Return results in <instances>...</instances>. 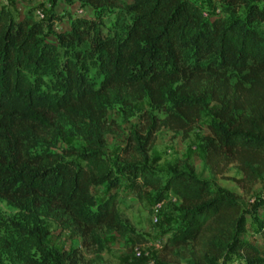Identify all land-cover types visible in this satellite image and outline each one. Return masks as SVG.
<instances>
[{
  "label": "trees",
  "instance_id": "obj_1",
  "mask_svg": "<svg viewBox=\"0 0 264 264\" xmlns=\"http://www.w3.org/2000/svg\"><path fill=\"white\" fill-rule=\"evenodd\" d=\"M64 1L95 9L114 5ZM198 1L132 0L131 22L114 36L77 19L56 35L72 48L63 60L43 40V22L0 10V198L29 209L42 203L81 241L70 251H48V232L33 217L26 233L40 258L25 256L21 264H81V248L100 243L99 230L129 232L117 209L124 185L138 198L148 188L156 202L179 200L182 225L166 246L187 249L186 264H264L247 240V213L233 193L211 189L190 169L161 172L148 163L161 128L186 139L216 104L208 134L200 138L205 164L216 173L234 165L240 177H226L246 193L264 175V0H220L228 20L205 18ZM238 8L243 10L237 14ZM85 43L102 75L97 87L85 75L80 52H73ZM41 68L53 73L59 96L41 94L27 80V73ZM143 100L150 107L137 114L138 129L124 149L142 153L143 160L111 162L101 137L108 107L116 102L133 115L134 103ZM65 120L88 147L50 154L67 136ZM101 186L105 191L97 199L93 189Z\"/></svg>",
  "mask_w": 264,
  "mask_h": 264
},
{
  "label": "rangeland",
  "instance_id": "obj_2",
  "mask_svg": "<svg viewBox=\"0 0 264 264\" xmlns=\"http://www.w3.org/2000/svg\"><path fill=\"white\" fill-rule=\"evenodd\" d=\"M131 3L132 0H114L112 6L95 9L79 3L71 4L64 0L56 2L53 0H0V10L7 11L16 19L32 16L35 21L43 22L45 24L43 40L54 49L57 59L63 60L66 52L72 48L59 44L56 38L59 32H67L71 29L72 22L85 19L95 22L104 36L124 33L132 18L128 11ZM198 6L205 18L223 20L231 18L230 12L223 9L220 0H199ZM242 10L238 8L237 14ZM73 52H80L82 63L86 68L85 75L90 85L93 87L100 85L102 75L92 63L87 44L78 48L74 46ZM26 76L39 93L56 97L60 95L55 87L56 79L49 70L41 68L27 73ZM149 107L148 100L138 101L132 107L133 115H127L116 102L108 107L105 116L106 123L101 129V137L103 138L102 151L111 162L143 160L142 153L125 152L124 149L127 148L128 136L138 129L137 114L148 110ZM216 107L217 105L213 104L208 111L204 112L199 127L192 131L186 139H183L179 133L161 128L147 153L148 163L161 172L172 170L175 167L190 169L197 178L207 181L211 189L222 188L233 193L242 210L247 213V240L259 248L260 256L264 260V229L261 226L264 225V175L254 185L252 191L246 193L235 182L228 179V177H240L234 165L227 166L221 173H216V170L204 162L200 138L208 134L206 124ZM63 124H65L67 136L49 148L50 154L64 156L66 150L70 148L86 149L88 147L86 140L75 129H72L71 122L65 120ZM42 150L44 149L34 151L38 153ZM104 191V186L93 189L97 199L103 196ZM155 202L153 191L150 189L146 188L141 198H138L124 185L117 209L121 219L126 220L125 227L129 232L119 234L99 230L97 233L101 238L100 243L92 247L89 245L86 250L81 248L84 260H80L81 264H143L144 259H137L134 255V249L138 246L143 247L145 259H151L156 264H186L189 259L187 249L166 246V240L171 231L182 225L179 219V203L169 202L161 210L157 222H154ZM26 208L28 206H15L0 198V264H21L25 256L40 258L34 240L26 233L27 228L33 224V217L40 222L42 229L48 232L45 238L48 251H70L80 247V238L61 223L64 219H59L42 203L37 204V208Z\"/></svg>",
  "mask_w": 264,
  "mask_h": 264
},
{
  "label": "built area",
  "instance_id": "obj_3",
  "mask_svg": "<svg viewBox=\"0 0 264 264\" xmlns=\"http://www.w3.org/2000/svg\"><path fill=\"white\" fill-rule=\"evenodd\" d=\"M169 202H178L179 200L174 197V196H170L168 199L164 200V201H159V202H155L153 209H154V222H157V217L159 216V214L161 213V210L168 205ZM134 255L137 259H144L143 264H156L153 260L151 259H145V254H144V249L142 246H138L134 249Z\"/></svg>",
  "mask_w": 264,
  "mask_h": 264
},
{
  "label": "crops",
  "instance_id": "obj_4",
  "mask_svg": "<svg viewBox=\"0 0 264 264\" xmlns=\"http://www.w3.org/2000/svg\"><path fill=\"white\" fill-rule=\"evenodd\" d=\"M263 231H261V233H262ZM259 249V248H258Z\"/></svg>",
  "mask_w": 264,
  "mask_h": 264
}]
</instances>
